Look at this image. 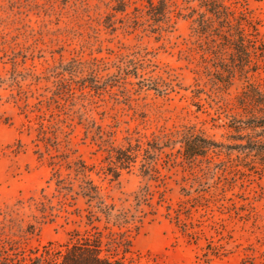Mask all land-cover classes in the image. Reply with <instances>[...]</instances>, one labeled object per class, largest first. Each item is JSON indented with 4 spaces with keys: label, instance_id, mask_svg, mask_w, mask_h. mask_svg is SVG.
<instances>
[{
    "label": "rangeland",
    "instance_id": "1",
    "mask_svg": "<svg viewBox=\"0 0 264 264\" xmlns=\"http://www.w3.org/2000/svg\"><path fill=\"white\" fill-rule=\"evenodd\" d=\"M135 1L127 15L116 0H0V236L14 258L28 260L78 231L100 232L105 243L114 233L128 238V256L142 264H264V171L235 167L246 134L264 140L235 130L244 127L233 116L246 81L223 86L199 67L192 20L177 14L191 11L185 0H167L168 32L152 29L145 16L134 23L136 6L147 4ZM226 2L246 12L264 48V0ZM189 4L200 9L197 0ZM77 59L84 67L78 96L58 106L53 90ZM140 59L127 92L115 75ZM90 68L108 91L83 99ZM144 78L153 86L142 85ZM250 78L263 83L264 72ZM42 116L60 128L59 152L39 140ZM194 130L216 145L191 161L183 137ZM132 148L136 162L121 165L116 157ZM48 152L64 161L69 190L57 187ZM90 179L110 218L83 195Z\"/></svg>",
    "mask_w": 264,
    "mask_h": 264
},
{
    "label": "trees",
    "instance_id": "2",
    "mask_svg": "<svg viewBox=\"0 0 264 264\" xmlns=\"http://www.w3.org/2000/svg\"><path fill=\"white\" fill-rule=\"evenodd\" d=\"M116 1L118 5L115 9L127 15V7L136 4L135 0ZM146 1L147 4H144V7L136 6L137 13L133 17V22L137 23L145 16L146 20L154 26L152 29L171 31L170 29L174 27L171 17L172 5L167 0ZM189 1L185 0L188 5L186 9L191 11L183 13L180 10L177 14L192 20V32L196 35L192 55L199 56L197 58L200 62L199 67H203V72L215 75L217 81L223 86L231 85L237 77L246 81V85L236 97V113L233 116L235 117L233 120H238L244 124V127H237L235 130L241 132V130L251 129L255 134L264 138V82L261 83L259 80L254 81L250 78V73L264 72V48H262L263 44H259V29L253 24L246 12L235 6L237 2L197 0L200 7L197 9L190 5ZM76 62V67L73 69L63 68V71H67V73L59 75L57 86L53 90V100L55 99L58 106H61L62 102L74 101L78 96L76 83H79L83 76L84 67L81 66L83 63L81 60L77 59ZM125 63L127 64L125 65ZM142 64H145L144 60H141L140 63L134 60L124 62L122 66H119L120 76L115 75L114 83L124 84L128 92L127 86L132 84L129 77L139 76L138 71L143 67L140 66ZM90 70L92 81H86L87 78L85 77L80 89V96L83 99L89 95L92 96V91L99 95L108 91L107 87L101 85L103 83L99 79L102 76L99 75L98 69L90 68ZM200 71L201 69H195V73L199 74ZM67 75L69 77H66ZM16 83L17 86L21 87L19 81ZM146 83L148 84L147 78H144L142 85ZM118 84H111V86ZM148 85L153 86L152 84ZM127 96L132 100L131 94ZM44 117L42 116L38 121L40 126L39 140L44 143L47 151L55 149L59 152L61 147L58 140V130L60 128L52 130L51 125L47 124V121L50 120H46ZM194 131L192 134L183 137V152L185 158L191 161L198 157L207 156L210 149L216 145L213 140L200 135L198 131L194 133ZM245 136L248 137L243 146L246 154L244 153L241 164L235 165V167L243 166L251 172L260 174L264 171V140H256L255 136L250 133ZM133 149H127L124 156H117V161L119 160L121 165H131L132 162H136L137 156ZM44 154L41 152V156ZM48 155L50 156V164L58 166L56 169L57 187L69 190L71 184L61 173L64 161L59 159V154L53 155L48 152ZM63 156L66 157L68 154ZM86 184L88 185L83 186V195L87 196L90 201L96 200V203L101 204V211L110 218L112 208L105 203L98 186L91 179ZM75 234L76 236L66 244L49 243L45 245L43 250L38 249V251L33 252L34 256L30 257L29 260L27 256L14 258L9 252L10 248H7L4 239L0 236V264H22L23 262L25 264H142L138 258L128 256L130 240L126 237L121 239L116 237L115 233H111L113 234L112 237L105 243L100 232L81 236L78 231H75ZM122 247L125 248L122 249Z\"/></svg>",
    "mask_w": 264,
    "mask_h": 264
}]
</instances>
